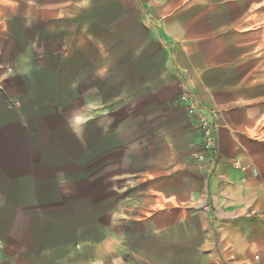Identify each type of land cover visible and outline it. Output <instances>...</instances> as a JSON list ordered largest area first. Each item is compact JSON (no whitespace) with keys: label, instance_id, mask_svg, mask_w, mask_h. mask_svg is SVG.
Instances as JSON below:
<instances>
[{"label":"crops","instance_id":"crops-1","mask_svg":"<svg viewBox=\"0 0 264 264\" xmlns=\"http://www.w3.org/2000/svg\"><path fill=\"white\" fill-rule=\"evenodd\" d=\"M76 2L0 0V264H264V144L248 137L256 129L251 106L245 123L216 118L192 77L190 92L218 126L220 157L212 173L197 171L202 182L184 189L167 183L182 165L160 157L154 166L139 153L123 171L133 177L158 172L153 184L160 202L182 206L203 199L209 212L175 208L153 220L129 218L131 205L123 200L142 205L148 197L120 189H149L151 183L109 180L96 184V209L105 214L88 236L87 142L93 138L95 156H103L104 124L132 125L124 132L131 142L140 138L135 126L146 125L144 139L179 143L191 153L196 137L179 102L185 87L171 57L152 63V71L120 74L119 61L106 62L101 32L88 31ZM148 31L159 39L157 27ZM122 96L128 98L119 106ZM119 108L126 114L116 116ZM238 159L240 169L232 166ZM250 211L257 215L248 217Z\"/></svg>","mask_w":264,"mask_h":264},{"label":"rangeland","instance_id":"rangeland-1","mask_svg":"<svg viewBox=\"0 0 264 264\" xmlns=\"http://www.w3.org/2000/svg\"><path fill=\"white\" fill-rule=\"evenodd\" d=\"M76 1L71 0L72 5ZM80 4L88 21V31L101 32L104 58L106 62L111 58L116 62L117 59L120 74L126 75L131 68H134L133 71H147L151 67L152 71L154 67L157 69L152 67V63L161 61L163 55L171 57L173 70L181 74L184 89L190 91L187 83L192 77L212 116H235L245 123L246 105L251 106L249 110L256 129L248 137L264 144V109L261 107L264 102V0H80ZM149 26L158 28L159 39L152 38ZM127 98L122 96L119 106L126 104ZM126 112L125 108H119L115 115L121 117ZM144 126L148 127L135 126L140 138L131 142L126 140L124 132L132 125L104 124L106 134L100 158L95 156L94 139L88 140L85 211L88 236L94 233L96 219L105 214L101 207L96 209L95 199L97 192L101 191L96 184L109 180H144L151 183L149 189H120L135 196L137 192L144 191L148 197L143 206L137 205V200H123V204L131 205L126 213L129 218L145 216L153 220L160 212L174 211L175 208L183 213L209 212V204L203 199L182 206L160 202L158 185L153 184L160 179L158 172L144 176L139 172L134 177L124 173L128 165L132 167L131 154L139 153L154 166L159 165L160 157L183 166L181 173H171L167 178L168 184L178 183L179 187L189 189L191 183L200 180L196 172L201 169L192 159L189 147L185 151L179 143L168 147L163 143L160 146L158 137H153L150 140L153 147L148 148L145 145L150 142L148 138L144 139ZM190 127L193 131L192 122ZM238 147L247 158V150L240 141ZM115 149L118 153L112 154L111 150ZM173 153L177 158L171 157ZM238 161L240 166L237 168ZM232 166L240 169L242 159L233 162ZM246 215L253 217L257 213L250 211Z\"/></svg>","mask_w":264,"mask_h":264},{"label":"built area","instance_id":"built-area-1","mask_svg":"<svg viewBox=\"0 0 264 264\" xmlns=\"http://www.w3.org/2000/svg\"><path fill=\"white\" fill-rule=\"evenodd\" d=\"M180 104L186 113L192 118L193 131L196 137L191 157L201 170L211 169L219 162V138L218 126L213 118L201 112L200 102L190 91L183 89L180 95ZM240 162H236L238 168ZM211 168V169H210ZM4 247V241L0 238V249Z\"/></svg>","mask_w":264,"mask_h":264}]
</instances>
